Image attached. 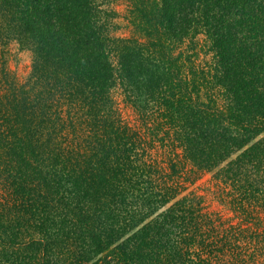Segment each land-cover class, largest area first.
Masks as SVG:
<instances>
[{
	"label": "trees",
	"instance_id": "1",
	"mask_svg": "<svg viewBox=\"0 0 264 264\" xmlns=\"http://www.w3.org/2000/svg\"><path fill=\"white\" fill-rule=\"evenodd\" d=\"M125 1L115 39L107 0H0V46L32 54L20 83L0 52V264H254L260 234L182 197L157 148L264 207V0Z\"/></svg>",
	"mask_w": 264,
	"mask_h": 264
},
{
	"label": "rangeland",
	"instance_id": "2",
	"mask_svg": "<svg viewBox=\"0 0 264 264\" xmlns=\"http://www.w3.org/2000/svg\"><path fill=\"white\" fill-rule=\"evenodd\" d=\"M107 3V9L114 15L110 27L111 36L115 39L133 37V28L128 18L129 3L125 0H107ZM203 39L204 37L199 38L202 43ZM205 51L202 50V52ZM0 52H4L7 66L16 79L20 83L25 82L32 70V54L21 48L16 41H11L5 48L0 46ZM112 96L123 123L135 132H145V119L128 102L119 85L113 89ZM157 150L159 154L160 152L163 154L158 159L173 158L182 168L183 173L180 179L183 188L182 197L195 199L204 214L228 226L248 228L250 232L260 234L258 241L256 240L260 245L255 246L257 247L255 251L253 246L249 248L243 241L239 245L253 251L251 257L252 261L256 259L254 264H264V207L246 205L244 213H247V216L244 213L241 215L239 210L242 211L243 207L235 206L234 190L227 182L219 179L216 173L197 170L184 157L180 149H169L166 152L160 148ZM245 217L249 218V222L244 221ZM248 252L246 250L247 254Z\"/></svg>",
	"mask_w": 264,
	"mask_h": 264
}]
</instances>
